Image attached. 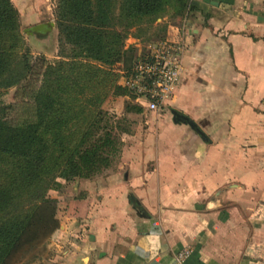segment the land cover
Wrapping results in <instances>:
<instances>
[{
    "label": "crops",
    "instance_id": "crops-1",
    "mask_svg": "<svg viewBox=\"0 0 264 264\" xmlns=\"http://www.w3.org/2000/svg\"><path fill=\"white\" fill-rule=\"evenodd\" d=\"M11 1L25 18L45 2ZM260 15L264 0L191 1L182 27L165 37L185 42L168 109L125 112L126 96L103 103L130 124L118 133L119 156L86 187L83 221L60 227L71 246L45 264H264Z\"/></svg>",
    "mask_w": 264,
    "mask_h": 264
},
{
    "label": "trees",
    "instance_id": "trees-1",
    "mask_svg": "<svg viewBox=\"0 0 264 264\" xmlns=\"http://www.w3.org/2000/svg\"><path fill=\"white\" fill-rule=\"evenodd\" d=\"M166 5L181 17L188 7L187 0H56L60 59L45 61L17 50L19 12L0 0V89L25 82L33 108L15 120L5 115L11 105H0V264L33 261L58 228L56 200L47 195L58 178H89L118 158L121 142L103 103L126 96L125 112L141 109L112 66H131L135 48L126 39Z\"/></svg>",
    "mask_w": 264,
    "mask_h": 264
},
{
    "label": "rangeland",
    "instance_id": "rangeland-1",
    "mask_svg": "<svg viewBox=\"0 0 264 264\" xmlns=\"http://www.w3.org/2000/svg\"><path fill=\"white\" fill-rule=\"evenodd\" d=\"M33 1V0H32ZM36 0H34L35 2ZM56 0H45L34 11L37 15L29 18L22 16L19 11V33L22 37V41L17 47V50L21 52L28 50L30 57H39L45 59V61L59 60L57 52V29L54 17V7ZM188 7L185 9L184 15H176V6L166 5L163 10L160 11V16L156 19L153 16L145 17L139 21L132 29V35H130L126 41L125 46H133V54H141L146 44L157 39L166 37L167 32L172 26L182 27L184 19L189 16L190 4L187 0ZM18 10V9H17ZM21 12H24L23 8H20ZM34 13V14H35ZM51 19H53L51 21ZM154 19V20H153ZM50 20V21H49ZM54 23V28L46 33L34 32L32 27L37 24ZM135 56V55H134ZM121 64H115L112 66V72H117ZM119 79V78H118ZM25 82L18 84V87H10L0 89V105H11L6 109L5 115L8 118L15 120H22L26 115H32L33 108L31 107V99L27 101L24 92L21 88L25 85ZM30 99V100H29ZM127 100V99H126ZM30 101V102H29ZM108 123L112 125V133L116 138H119L118 133L121 129H127L129 122L120 120L114 115L113 112H108ZM128 123V124H127ZM116 158L112 160L111 166L114 165ZM103 170L89 177L90 182L85 180L86 178H58V185L55 189L48 190L47 195L56 200V217L59 223L58 228L44 241L42 247L37 252L35 259L28 263L21 264H45L52 263L55 259H59L63 255V251L71 246L70 242L73 239V235L65 233L64 228L60 227H73L77 221L82 222L86 216V210L89 208V201L92 190L90 188L95 178H100L103 175ZM96 187L93 185L92 187Z\"/></svg>",
    "mask_w": 264,
    "mask_h": 264
},
{
    "label": "built area",
    "instance_id": "built-area-1",
    "mask_svg": "<svg viewBox=\"0 0 264 264\" xmlns=\"http://www.w3.org/2000/svg\"><path fill=\"white\" fill-rule=\"evenodd\" d=\"M184 50L182 36L147 43L141 54H135L129 68H118V84L129 91L133 103L140 107L156 113L166 111L181 76ZM186 254H180L179 259Z\"/></svg>",
    "mask_w": 264,
    "mask_h": 264
},
{
    "label": "water",
    "instance_id": "water-1",
    "mask_svg": "<svg viewBox=\"0 0 264 264\" xmlns=\"http://www.w3.org/2000/svg\"><path fill=\"white\" fill-rule=\"evenodd\" d=\"M258 18L260 20H264V15H260ZM53 28H54V23L49 22L48 24H37L32 27V30L34 32L46 33L47 31H51ZM171 113L173 115L174 121L184 122L185 124L189 125L193 130H195L200 136L203 137V132L199 129L197 124L194 121H192L188 116L181 114L176 110H172Z\"/></svg>",
    "mask_w": 264,
    "mask_h": 264
}]
</instances>
